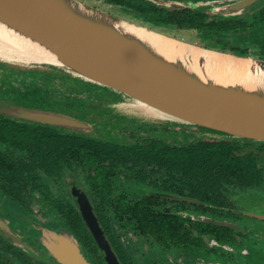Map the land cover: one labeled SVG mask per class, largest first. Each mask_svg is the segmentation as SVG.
I'll use <instances>...</instances> for the list:
<instances>
[{
  "label": "flooded vegetation",
  "instance_id": "af4514ba",
  "mask_svg": "<svg viewBox=\"0 0 264 264\" xmlns=\"http://www.w3.org/2000/svg\"><path fill=\"white\" fill-rule=\"evenodd\" d=\"M80 1L201 47L264 60V0ZM51 84L58 88L48 95ZM117 100L45 66L0 64V101L85 122L74 129L0 112V153L36 168L0 172V264H64L44 242L57 233L88 264H264V213L246 207L264 210L252 197L264 193V143L121 120L107 110ZM127 130L137 141L125 140ZM49 162L58 172L39 169Z\"/></svg>",
  "mask_w": 264,
  "mask_h": 264
},
{
  "label": "water",
  "instance_id": "95a60500",
  "mask_svg": "<svg viewBox=\"0 0 264 264\" xmlns=\"http://www.w3.org/2000/svg\"><path fill=\"white\" fill-rule=\"evenodd\" d=\"M0 63L45 66L113 92L118 100L107 110L121 120L264 143V60L201 47L80 0H0ZM0 112L85 125L81 116L7 101ZM86 221L95 233L93 219ZM45 238L58 261L88 264L69 237Z\"/></svg>",
  "mask_w": 264,
  "mask_h": 264
},
{
  "label": "trees",
  "instance_id": "16d2710c",
  "mask_svg": "<svg viewBox=\"0 0 264 264\" xmlns=\"http://www.w3.org/2000/svg\"><path fill=\"white\" fill-rule=\"evenodd\" d=\"M7 157L0 153V172L4 173H24V172H32L35 171V166L29 165V164H17L16 162L8 163ZM39 169H44L46 172H58V165H56L54 162H49L47 164H40Z\"/></svg>",
  "mask_w": 264,
  "mask_h": 264
},
{
  "label": "rangeland",
  "instance_id": "374dc122",
  "mask_svg": "<svg viewBox=\"0 0 264 264\" xmlns=\"http://www.w3.org/2000/svg\"><path fill=\"white\" fill-rule=\"evenodd\" d=\"M111 13V12H110ZM113 14V13H112ZM115 15V14H114ZM1 64V63H0ZM18 67V66H17ZM55 84V83H54ZM54 88H58V87H55V85L52 87V84H51V87L49 88V91H47L46 93L49 95L50 93H52V92H55L54 91ZM58 92V91H57ZM56 93V92H55ZM41 100V99H40ZM44 101V103H46V104H50V105H54V102L53 101H45V100H43ZM33 102L34 103H38L39 102V100H33ZM65 102V101H64ZM59 106H65V104L64 103H61ZM132 132H134V131H132V130H127L125 133H123L122 135H124V137H125V140H128V141H132V140H134V141H137V137H133L132 135H131V133ZM120 134L119 135H121V132H119ZM252 197H256V198H260V199H263L264 200V193H259V194H255V195H253ZM246 207H247V209L249 210V211H253V212H262V213H264V210H259L260 209V207L258 208L257 206L256 207H254L253 205H251V204H249L248 202H246Z\"/></svg>",
  "mask_w": 264,
  "mask_h": 264
}]
</instances>
